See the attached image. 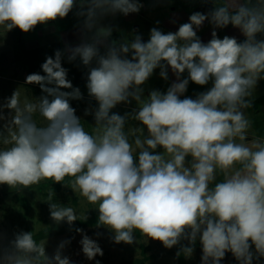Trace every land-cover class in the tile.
Wrapping results in <instances>:
<instances>
[{"label":"clouds","instance_id":"obj_1","mask_svg":"<svg viewBox=\"0 0 264 264\" xmlns=\"http://www.w3.org/2000/svg\"><path fill=\"white\" fill-rule=\"evenodd\" d=\"M75 6L76 0H0V26L27 33L38 24L65 18ZM141 7L139 0H81L78 15L85 18L84 31L92 36L67 51L69 61L79 57L85 66L95 61L86 87L98 102L96 126L89 133L75 115L69 101L82 94L67 79L61 63L64 53L57 50L42 64L44 75L29 74L25 80L39 85L45 95L22 100L17 89L0 106V120L7 119L2 109L11 110L6 135L0 132V184L28 188L42 180L61 183L72 177L71 189L98 206L97 226L111 229L116 243L132 244L138 230L170 249L181 239L195 244L199 235L202 264H220L226 252L240 264H252L251 245L264 257V139L246 142L252 122L243 110L251 107L246 98L264 78V40L256 39L264 33V0H223L207 15L191 14L175 33L154 27L147 42L140 35L131 42H108L113 29L100 21L117 13H138ZM205 20L215 28L231 24L246 39H220L213 31L212 39L202 43L195 29ZM161 61L178 82L166 93L153 90L142 100L139 86L156 68L168 78ZM186 70L188 78L180 80ZM210 79V90L195 100L180 99L189 80L203 86ZM129 97L140 104L132 119L146 126V138L137 135L142 133L139 128L125 133L128 114L111 113ZM36 114L44 121L40 126ZM158 146L164 154L150 152ZM188 156L192 162L186 167ZM218 172L223 181L210 188ZM49 208L57 223L71 226L78 219L72 207L49 202ZM76 231L82 234V252L89 260L103 256L96 241L82 229ZM10 243V249L0 252V264H71L62 255L70 241H62L51 257L45 242L37 244L32 232H20ZM181 250L185 256L193 252L190 246Z\"/></svg>","mask_w":264,"mask_h":264},{"label":"rangeland","instance_id":"obj_2","mask_svg":"<svg viewBox=\"0 0 264 264\" xmlns=\"http://www.w3.org/2000/svg\"><path fill=\"white\" fill-rule=\"evenodd\" d=\"M156 1L160 3L162 8L167 5L169 6L170 4H172V6L176 4L178 5V1L180 2V0ZM139 3L142 5L141 8H151L149 0H139ZM80 4L81 0H76V6L70 12L73 17L72 20L63 23L59 27L73 26L74 24L83 25L85 18L78 15ZM149 13L150 12H146L141 16L140 14L136 15V13H130L126 16L120 13H117L114 16L108 15L100 21V25L111 26L113 32L110 38H113V40L117 42H123L125 39L131 42L135 35H140L142 40L147 42L150 38V30L154 27L158 28L165 34L171 32L168 28L161 25L160 16L152 18ZM15 33L16 32H13L12 30L7 31L3 26H0V106L5 104L7 99L11 97L13 92L17 89L21 92L22 100L26 97L31 101L45 95L39 85L27 84L25 82L27 75L31 74L32 71H36L37 73V70L42 69L40 55L35 56L34 53L28 52L23 57H20V60H23L24 63L19 64L12 53L14 48L9 44V46L6 45V43H9V41L14 39ZM218 34L217 37L219 36ZM245 39L246 37L244 36V38L238 42L242 43ZM256 39L264 40V33H258ZM62 58L64 57L62 56ZM128 58L131 59V53L128 54ZM38 59L40 60L38 61ZM163 62L164 61H161V64ZM167 76L169 77L165 80L160 76V72L154 70L149 79L139 86L143 90L141 99H148L153 90L159 91L162 94L166 93L171 82L168 72ZM212 86L213 80L210 79L204 88L210 90ZM263 89V80L260 79L255 86L252 97L246 98L251 100V107L244 109L243 111L252 122V129L254 122L264 119V101L261 104H258L259 102H257V99L263 97ZM69 103L72 108L75 109V115L80 119L81 125L86 131L91 133L96 126L94 112L98 108V102L95 99L84 100L81 98L78 100L72 99ZM119 104L140 107V104L132 97H129L127 102H121ZM121 109L122 108L115 106L114 110L116 112L114 113L121 116L128 114V119L124 126L125 133L128 134L130 129L139 128L142 129V133H137V135H141L142 139L146 138L148 136L146 126L141 122L132 119V116L136 111L131 109ZM2 110L7 119L0 120V132L6 135L4 125L8 123L9 119H11L9 116L11 110L6 108ZM34 118L38 126L44 123L39 114H36ZM254 129L256 130L255 127ZM129 142L134 143V136L129 135ZM0 147H3V145H0ZM139 151V149H136V154L134 156L137 163ZM150 152H152V154H164V149L158 146L156 149L150 150ZM191 162V156L185 158L186 167L190 166ZM72 179L74 178L65 177L64 181L61 183H55L53 180L46 179L28 188H10L7 184H0V228L3 229V224L9 220L8 216L5 215L6 210H4V208H9V211L7 209V213L11 214V218L14 219L12 224H15V227L20 228H16L19 233L32 232L34 234L43 228H50L56 232L65 229V225H68L66 221L57 223L51 218L49 202L56 203L60 207H72L78 219L84 218L85 215L87 217L99 215L97 205L90 204L86 198L79 194V192L75 193L71 189ZM219 182H221V179L218 172L216 180L213 181L209 187H214L215 183ZM50 193L53 194L51 201H49ZM18 209H20L19 212ZM82 230L83 234H86L98 243L103 251V256L97 255L94 259L89 260L82 252V245L80 244L82 234L78 232L70 233L63 231L62 233L43 239L40 243L45 242L46 254L51 257L54 255L62 241H70V243L66 244L62 250V255L68 257L71 264H96V261H99L100 264H180L181 257H183V260L186 262L184 264H202L203 251L199 235L195 244H190L188 239H183L185 247L190 246L193 248L192 254L190 256H185L184 253L177 255L178 252L180 253V247L178 244L170 249L165 248L160 241L148 238L147 236L142 235L138 230L133 232L134 242L132 244H126L124 242L116 243L114 241L115 233L105 226H87ZM7 234H10L13 238L17 233L9 229ZM7 236L5 234L0 237V251L3 249H9L4 243V240H7L5 239ZM250 251L253 253L252 264H264V257L258 256L254 245H251ZM220 264H240V262L231 252H226L225 257L220 261Z\"/></svg>","mask_w":264,"mask_h":264},{"label":"crops","instance_id":"obj_3","mask_svg":"<svg viewBox=\"0 0 264 264\" xmlns=\"http://www.w3.org/2000/svg\"><path fill=\"white\" fill-rule=\"evenodd\" d=\"M174 1V0H173ZM151 8H141L140 11L137 14H145L146 12H150V16L152 18H157L158 16L161 17V25L168 28L172 33H175L178 31L180 25L183 23L189 22V17L191 14L195 12H200L202 14L207 15L208 12L213 10V8L216 6V4L223 3V0H180L178 1V5L170 4L169 6L161 7L160 3L156 0H149ZM246 0H239V3L243 4ZM256 3V0L253 4ZM159 5V6H158ZM72 16L69 12V14L61 19L57 18L55 21H49L46 24H38L34 27L33 30L25 33L22 32L19 28H13L12 31L16 32L15 37L12 41H9V43H6V45H10L14 48L12 50L13 56L15 57V60L18 61L19 64H23V60H20V57H23L28 52L34 53L35 56L40 55L41 61L40 63H44L46 58L51 56L54 58L55 52L57 50H60L64 53L62 58V66L64 68H67L66 65H75L77 64L78 67L80 65L82 66V61L79 57H77L74 61H69L68 56L70 53L67 51V49L78 46L85 42H90V38L92 36V33H86L84 31L82 24H74L73 26H67V27H59L63 23L71 21ZM197 31V36L200 38L202 43H208L212 39V32L216 31V33L219 35V38H224L225 36L228 37H234L237 39V41L244 38V35L240 31V29L233 27L231 24L224 28H215L208 20H205L203 25L199 29H195ZM113 38H109L108 42H111ZM45 41V42H44ZM43 42V43H42ZM8 45V46H9ZM106 51V48L101 46L100 52L101 54H104ZM40 59H38L39 61ZM162 65L166 66V70L170 75V86L173 83L178 82L176 74L172 71L170 66L166 65V61L162 63ZM95 67V61L90 66H85V70L88 72L90 67ZM83 67V66H82ZM157 72L161 71V68L155 69ZM39 73H43L42 69H40ZM44 74V73H43ZM169 77V76H168ZM180 80H183L182 74L180 75ZM205 86V85H204ZM264 88V85H263ZM188 89V88H187ZM205 89V88H204ZM62 91L70 92L72 90L70 89H61ZM167 90V89H166ZM206 90V89H205ZM204 90V91H205ZM208 90H206L207 92ZM264 91V89H263ZM187 90L180 96V99L186 98ZM264 96V94L262 95ZM261 96V97H262ZM260 97V96H259ZM257 97V98H259ZM120 107L123 109L128 110H138L140 107L137 106H124L121 104H117L116 107ZM253 138H259L264 139V136H258L256 130L251 128L249 130V133L246 138V142H251ZM7 209L9 211V208H4L6 210L5 215L8 216L9 220L6 221L5 224H3L4 228H0V237L6 234V241L4 240V243L11 242L15 239V236L12 238L10 234H7L9 229L13 230L17 234L19 231L16 229H20L19 227H15V224H12L14 219L11 218V214L7 213ZM20 209H18V212ZM20 224L21 220L19 218ZM11 223V224H9ZM3 231V232H2ZM2 232V234H1ZM3 239V238H2ZM10 249V248H9ZM8 250V249H7ZM5 251L4 249L0 252Z\"/></svg>","mask_w":264,"mask_h":264},{"label":"trees","instance_id":"obj_4","mask_svg":"<svg viewBox=\"0 0 264 264\" xmlns=\"http://www.w3.org/2000/svg\"><path fill=\"white\" fill-rule=\"evenodd\" d=\"M255 0H251V3L253 4ZM67 68V79L71 81L72 85L74 88H79L80 89V92L82 94V99L84 100H93L94 98L91 97L89 94H88V89L86 87L87 85V77H88V73L89 71L87 72L84 68V65H80V67L77 66V64L75 65H71V63L69 65H66ZM93 67V66H92ZM40 72V69L37 70V73ZM33 73H36V71H32L31 74ZM41 75H44L43 73H39ZM182 77L183 79H186L188 78V72L187 70L182 74ZM263 80V85H264V78H262ZM51 86V85H50ZM187 95H186V98H191V99H196L198 97L199 94L201 93H205L204 91V85L201 86V85H197L195 84L194 82H192L191 80H189V84L187 86ZM184 99V98H183ZM259 102L258 104H261L263 101H264V96L260 99H257ZM115 107L111 110V113H114L116 112L115 110ZM123 110V108L121 109ZM133 111H138V110H133ZM110 113V114H111ZM254 127L256 128V132L258 134V136H264V119H261V120H258L256 122L253 123ZM219 177L221 179V182L223 181V175L219 173ZM54 201V200H53ZM98 216L99 215H96V216H92V217H87V219H84V218H81V219H78L75 223H73L71 226L68 224V225H65V229H61L60 231L56 232V231H53L52 229L50 228H43L39 231H37L36 233L33 234V238L34 240L36 241L37 244H40V241H42L43 239H46V238H49L51 237L52 235H55V234H59V233H62L63 231L64 232H77L76 229L79 228V229H84L86 228L87 226H97V222H98ZM251 243V241L249 242ZM7 247H11V243L10 242H7L5 243ZM179 245V251H180V254H182V248L185 247V243H184V240L181 239L180 242L178 243ZM2 251V250H1ZM180 264H184L186 263L184 260H183V257L180 258ZM128 263V262H126Z\"/></svg>","mask_w":264,"mask_h":264}]
</instances>
